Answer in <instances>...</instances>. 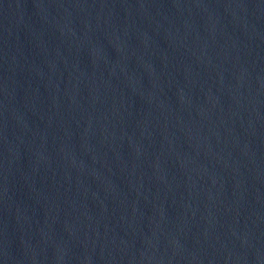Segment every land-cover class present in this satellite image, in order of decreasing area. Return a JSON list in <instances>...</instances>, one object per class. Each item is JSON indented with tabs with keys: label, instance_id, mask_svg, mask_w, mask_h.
<instances>
[{
	"label": "water",
	"instance_id": "95a60500",
	"mask_svg": "<svg viewBox=\"0 0 264 264\" xmlns=\"http://www.w3.org/2000/svg\"><path fill=\"white\" fill-rule=\"evenodd\" d=\"M0 264H264V0H0Z\"/></svg>",
	"mask_w": 264,
	"mask_h": 264
}]
</instances>
